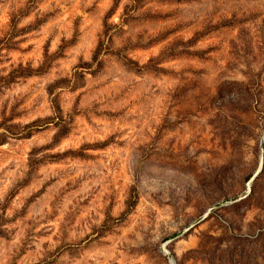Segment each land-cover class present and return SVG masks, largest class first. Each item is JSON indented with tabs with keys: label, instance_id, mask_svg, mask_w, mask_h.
Here are the masks:
<instances>
[{
	"label": "rangeland",
	"instance_id": "1",
	"mask_svg": "<svg viewBox=\"0 0 264 264\" xmlns=\"http://www.w3.org/2000/svg\"><path fill=\"white\" fill-rule=\"evenodd\" d=\"M0 264H264V0H0Z\"/></svg>",
	"mask_w": 264,
	"mask_h": 264
}]
</instances>
